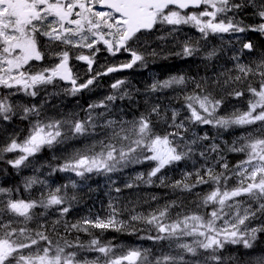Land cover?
Masks as SVG:
<instances>
[{"label":"snow or ice","instance_id":"snow-or-ice-1","mask_svg":"<svg viewBox=\"0 0 264 264\" xmlns=\"http://www.w3.org/2000/svg\"><path fill=\"white\" fill-rule=\"evenodd\" d=\"M97 5L105 10H96ZM249 5L255 10L258 23L236 19V14ZM166 26L169 35L181 26H191L202 39L217 34H264V0H0V90H6L0 91V124L11 122L19 109L20 120H27L30 125L23 140L15 134L8 137L0 146V158L4 153H18L7 163L20 169L29 167L30 158L45 148L52 149L69 139L97 137L67 157L58 171L85 179L87 174L108 175L133 164L148 163V171L137 173L124 188L156 185L177 194L176 199L147 215L131 214L128 223L119 219L127 209L116 207L112 200L105 216L85 217L76 223L63 220L65 232L75 230L91 237L84 243L78 235L73 240L59 236L57 229L61 218L70 211V202L75 200L65 191L68 185L48 188L38 199L14 198L12 190L0 188V197H7L0 199V264H101V257L103 264H224L221 250L227 244L251 248L257 233L264 232V53L242 63L244 50L255 51L250 40L241 41L240 53L232 57V69L215 79L193 81L194 90L184 95L183 107L188 114L183 118L179 109H171L170 115L167 111L162 114L158 104L132 120L106 118L111 109L109 102L117 99L115 94L90 104L88 115L82 120L42 118L44 105L39 101L25 105L10 101L18 93L35 99L47 86L59 87L57 81L69 85L63 91L72 96L91 90L101 76L131 69L138 62L145 63L147 57L159 55L155 49L149 50V41L154 32ZM73 49L81 51L73 53ZM102 50L111 56L128 53L130 60L109 65L104 71L94 69L96 54ZM197 51L191 41H185L182 51L175 54L191 57ZM215 55L213 50L206 59ZM73 58L87 65L86 79L74 71L70 64ZM48 60L54 62L47 63ZM186 79L179 75L154 82L151 91L185 86ZM124 84V80L117 79L111 88L119 90ZM216 89L227 92L218 96ZM246 94V110L218 115L226 96L240 99ZM125 96L127 92L120 98ZM98 108L105 111L94 115ZM101 118H105L103 122H99ZM191 124L224 130L239 127L245 131L231 144L225 141L221 148L214 138L210 144L203 143L209 141L208 134L187 138V125ZM248 126L256 127L248 130ZM227 153L242 154L243 158L230 165ZM197 156L199 166L195 167ZM189 160L193 170L168 182L165 170ZM69 183L73 189L77 187L76 181ZM36 184L47 188L45 181L33 176L26 179L24 190L30 191ZM198 188L201 191H195ZM112 190L117 194L123 191L119 186ZM185 201L193 207L189 208ZM174 208L181 209L175 216ZM37 209L59 212L60 218L50 226L51 233L45 223L36 229L28 227L36 218ZM254 220H260L257 227H251ZM132 222H141L156 233L141 239L168 241L170 248L175 246V254L162 253L150 259L151 249L132 248L117 255L111 241L102 242L93 231L102 235L131 227L135 232ZM53 234L59 239H54ZM186 237L192 238L191 243L185 242ZM80 251L100 256L89 261L80 258Z\"/></svg>","mask_w":264,"mask_h":264},{"label":"rangeland","instance_id":"rangeland-1","mask_svg":"<svg viewBox=\"0 0 264 264\" xmlns=\"http://www.w3.org/2000/svg\"><path fill=\"white\" fill-rule=\"evenodd\" d=\"M258 1L260 0H256V2ZM96 10H103V9L99 5H97ZM185 27L188 29V31H191V34H190L191 36H193L195 33L200 34L195 28L191 26H181L180 30L172 33L171 36L178 38V34L179 35L183 34L182 30H185L186 29ZM165 35H168L167 26L162 31L156 32L151 35L150 41L154 42L153 49H155L159 53V55H157L154 58H164V57L173 56L172 52L174 51L175 46L172 45V42H170L169 37ZM158 36H164L165 39L160 40L157 38ZM210 36H213V37L222 36L221 40L223 42L225 41L232 42L236 45L237 43H240L242 40L241 38L235 37L232 34H217V35H210ZM193 43H196V42L193 41ZM99 47L102 48V46H99ZM196 48L199 49L200 47L198 46ZM72 51L73 53H76L81 50L73 49ZM84 51L87 52V50H84ZM100 52H103V50ZM254 52L257 54V56L254 55V59H256L258 55L262 54V50L259 46H255ZM195 54H198V52ZM96 55H98V53ZM147 58H153V57L149 56ZM71 60L74 61L75 59L73 58ZM51 61L52 60H48V63H50ZM103 61H104L103 58L102 60L100 58L97 59L98 64L96 66V69L100 71L105 70V69L100 68L101 65H103L102 63ZM73 66H74V71L79 72L82 78L84 79L87 78V75H86L87 68L86 67H83L82 69L78 70V67H75V65ZM153 73H157V71L153 70ZM120 78H121L120 76H113L109 82L114 83L117 79H120ZM186 78L191 79L192 77H186ZM208 78L215 79L214 77H208ZM103 83L105 82L99 79L97 86L93 87L91 90H84L83 92L77 94L76 96H72L70 94H66L63 91V89L69 87V85L63 82L57 81V84L59 85V87L49 85L46 87V89L42 90L40 96L36 97L35 99L23 95V93H18L15 96H11L10 101L16 105L31 104V103H36L37 101H39L40 103L44 105L42 109V118L50 117L53 119H61V120L62 119H81L82 120L87 117L88 115L87 110L90 104L104 101L106 96L112 95V94H115L117 98L119 97L117 90H114V89L109 90L107 89V86H106L108 84L107 83L103 84ZM217 90L219 89H216V91ZM0 91H6V90H0ZM215 94L225 95V92H221V93L216 92ZM248 98H249L248 96L242 97L237 102L226 101V103H224L221 111L218 114L219 115L230 114L231 112L236 111L237 109H239L240 111L246 110ZM226 99H231V98H226ZM109 103L111 104V109L110 111L107 112L106 118L117 119V120L120 118H123L122 112L116 108L117 107L116 101L109 102ZM104 111H105L104 109H100V108L95 109L94 115L95 113H100ZM17 112L18 114L15 117H13V120L11 122H4L0 124V146H3V143L8 139V137L14 134L20 140H23V138L27 135L29 127H30L29 122L27 120H24V123H26L28 127L27 130L24 131L22 129L23 123L21 126L18 125V122L21 121L19 118V109L17 110ZM103 119L105 118H101L99 122H103ZM123 119L127 120L125 117ZM255 127L256 126H248V130H251L252 128H255ZM202 129H205V127L202 126ZM234 129L240 130L242 128L234 127ZM65 130L67 131V126H65ZM199 130H200L199 128L192 126L188 133H191L192 135L198 134L199 136L204 135ZM244 131L245 129L239 132L243 134ZM23 134L24 136H22ZM95 139H97V137L84 138L83 140H81V138L80 139H69L63 144L54 146L52 149L45 148V149H48L49 155L51 158L49 159L45 158L44 157L45 155L43 154V151H42L41 153L37 154V156L30 158L32 163L29 167H21V168L24 172L30 171L33 174H36L38 172L43 174L42 170L44 169V167L49 168L45 166L44 164L51 165V160L52 162H59V161L65 162L66 158L69 157L73 152H75L78 149H83L86 145L93 143ZM97 149H99V146H97ZM16 155H18V153H4L2 155V158H0V163L7 165L6 167L2 168L3 170L14 169L7 163V160L10 158H14ZM242 158L243 156L240 159ZM195 159H197L198 161L195 167H198L199 157L197 156ZM180 163L182 164L183 169H184V165L186 163H184L183 161ZM188 164L192 171L194 168L192 161L189 160ZM53 168H57V166L56 167H52V165L50 166L49 168L50 177L54 176L51 173ZM172 169L173 167L171 169H166L165 171L168 174ZM139 172H144V171L136 170L134 174L122 173L120 176H118V180L120 181L115 186L107 182L110 179L109 176L107 175L100 176L101 182L105 180V184L108 186L109 189L110 188L114 189V187L119 186L123 189V191H126L125 194H123L122 192L120 194H117L114 190H112L109 194L112 195L116 193V195L119 196L118 200L115 199L117 196L114 198V200L117 202L118 205L122 206L124 209L126 208L127 210H129V214H128L129 220H130L131 214H141L142 213L144 215H147L149 212L154 211L157 207H162L165 203H168L169 201L173 200V198L169 196L168 192L167 194L165 193L166 191H164L165 189L163 186H156V185L148 186V185L140 184V186L137 188L125 189L124 184L126 182H130L135 177V175ZM93 176L94 175L92 174H87L86 177L87 179H89V178H92ZM76 179L74 181H76L77 187L73 189L71 185L69 184V189L71 188L72 196L74 195L77 198L81 195L82 188L89 184L87 183L88 180L84 182H79V179L81 178L76 177ZM46 185L49 186L50 182L47 183ZM9 186L11 187V179L6 178L5 176L0 177V188L7 189V187ZM202 187L204 191L208 190L207 186H202ZM195 191H201V189L198 188ZM153 196L156 197L155 200L152 199ZM6 198L7 197H0V199H6ZM185 203L188 204L189 208L193 207L190 201H185ZM180 210L181 209L179 208H174L172 210V215L175 216L176 212ZM35 211L38 213V215L28 225V227L32 229H36L38 225L41 223H48L49 226H51L52 222L58 219V216H56L57 213H52V211H55L53 209H49L47 211H45L44 209H37ZM40 213H44V215H40ZM132 224H134L135 227H137L138 229L137 237L125 238L122 241L119 240V243L114 245L117 255H119L122 252H126L127 250L132 249V248H140L141 250L151 249L152 256H150V259L152 257L160 256L162 253L175 254V251H176L175 246L173 245V247L170 248L168 241H161V242L154 243L152 240L141 239V237H147L149 235L156 234L154 230L152 231L148 230L149 226L141 222H132ZM259 224H260V220H254L251 224V227H257ZM49 233L51 232L49 231ZM140 233H144V234L140 235ZM107 237H109L111 241H116L117 239H119L117 235L115 236L108 235ZM54 239H56V237H54ZM184 239H185V242L191 243L192 238L186 237ZM221 254L224 258V264H261V262L264 261V232L257 233V239L253 242V246L251 248H244L242 244H237V245L227 244L225 248L221 250ZM80 255L86 257V259H88L89 261L95 260L97 257L100 256L99 253H95V252H89V253L80 252ZM187 258L192 259L190 256Z\"/></svg>","mask_w":264,"mask_h":264},{"label":"trees","instance_id":"trees-1","mask_svg":"<svg viewBox=\"0 0 264 264\" xmlns=\"http://www.w3.org/2000/svg\"><path fill=\"white\" fill-rule=\"evenodd\" d=\"M169 37L170 42H172V45L175 46L173 53V56L163 58L156 61L157 65V72L156 77L151 74L150 69H140L138 74L132 75L127 82L119 89L118 91V98L116 99V105L117 109H119L122 112L123 118L125 117L127 120H132L136 117H138L141 113H144L147 110H150L151 106L153 104L160 105L161 113L164 114L166 111L168 115L171 113V109H179L181 116L180 118H183L184 112L187 110L183 107L184 105V95L190 94L194 88L195 85L193 81H201L202 78H208V77H218L219 74L227 69H232L233 61L232 57H230L231 49L228 45H222L220 44L215 37H209L207 39H202L200 35L194 40L193 43L192 37L189 39H186L185 37H178L175 40V37H172L171 35H165ZM185 41H191L194 47H200L198 49V54H194L191 57H181L177 56L175 53L181 52L182 47ZM197 44V45H196ZM263 48V47H262ZM215 50L216 55L212 59H206L207 54L211 51ZM264 50V48H263ZM196 52V53H197ZM177 58V59H176ZM176 59V60H175ZM169 60V61H168ZM167 62V64H166ZM169 62V63H168ZM152 64V63H151ZM150 64V66H151ZM206 64V65H205ZM205 65V66H204ZM215 72V73H214ZM183 75L185 77H192L191 79H186V85L185 86H174L173 88L168 89H158L157 91L153 92L151 91V85L154 82H163L164 80L169 79L172 76H179ZM221 81H223L224 77L220 76ZM111 90V89H110ZM127 92L128 96H125L123 99L120 97L123 95V93ZM216 92H220L217 90ZM227 92V89L224 91ZM221 93V92H220ZM239 101V99H235V102ZM84 103V102H83ZM155 119V118H154ZM23 123L22 129L24 131L27 130V125L24 123V121H19L18 125L21 126ZM187 123V122H186ZM189 129L191 127L199 128L197 125L191 124L187 125ZM159 127H163V125H160ZM211 130L210 132H205L204 134H208L210 137L209 143H212V139H215V143L221 145L224 147V142L227 141L229 144L233 140H236L234 136H238L239 132L231 134V133H225L222 131V129H216L212 128V126H208ZM186 137L190 138L193 135L191 133H186ZM198 135V134H197ZM24 136V134L22 135ZM238 138V137H237ZM84 138H81L83 140ZM99 151L100 149H96ZM43 154L45 155V158H51L49 155L48 149L43 150ZM240 154H232L227 153V157L229 160L230 165H233L239 158ZM63 161L59 162H52L51 165L53 170L51 173L54 175L52 177L49 176V168L51 165L44 167L43 174L42 173H36L33 174L30 171H23L20 170H4L3 174H6L9 179H11V187H7V189H11L12 191H18L19 196L16 195V198H35L38 199L41 192H46L48 188L55 189V187L61 186V185H68V188L65 190L67 192V195L69 197L72 196L71 188L69 189V182L70 180H75L76 176L73 173H66V172H60L58 171L59 167L63 165ZM1 168L6 167V165L1 164ZM150 165L148 163L145 164H133L129 167L123 169L120 172L111 173L107 176L110 177V179L107 181L112 185H116L119 183L120 180H118V176H120L122 173L125 174H134L136 170L144 171L145 173L148 171ZM187 171H191L190 168H187ZM184 171L181 170V163L176 165L168 174L167 176L170 178L168 182L177 180L181 178V175ZM94 175L92 178L87 179H79V182H84L86 180L89 185L85 186L81 190V195L79 197H75V200H72L70 202V211L69 213L61 218V224L57 225V229L59 231V236H66L68 239L73 240L74 237L77 235L80 237L81 241L84 240V243H86L87 240L91 239V237L84 233L80 232L77 233L75 230H72L70 233L65 232L63 227V220H67L69 223H76L80 221L82 218L85 217H95L97 215L99 216H105L108 209L109 201L112 200L116 204V207L120 209H124L122 206L118 205L117 202L114 200V198L117 196L116 193L110 195L109 193L112 191L113 188H108V186L105 184V180L101 182V175H97L95 173H92ZM37 177L39 180L45 181L46 184L50 182V185H47V188L43 185L36 184L33 186V188L30 191L24 190V184L27 178L30 177ZM77 180V179H76ZM107 180V179H106ZM115 181V184L112 182ZM164 191L167 194L169 193V196L173 199L177 198V194H174L170 188H165ZM126 191H122L123 194H125ZM207 209L206 211H208ZM52 213H57L56 216L60 218L59 212L52 211ZM129 210L123 211V213L120 215L119 219L124 220L126 223L129 222L128 218ZM38 215V213H37ZM49 225L48 223H45ZM135 232H133L132 228L129 227L127 231H121V232H115V231H106L102 235L99 234L98 230H93L97 233L99 238L105 239L108 238V235L112 236H119V237H136L135 234L137 232V227H135ZM49 231L52 232L51 227L49 226ZM144 233H140V235H143ZM57 239H59V236H55Z\"/></svg>","mask_w":264,"mask_h":264},{"label":"flooded vegetation","instance_id":"flooded-vegetation-1","mask_svg":"<svg viewBox=\"0 0 264 264\" xmlns=\"http://www.w3.org/2000/svg\"><path fill=\"white\" fill-rule=\"evenodd\" d=\"M240 19H246V17L241 15V16L238 17V20H240ZM98 55H103V56L107 55L105 57V61L102 62L103 65H101V67H100L102 69H106V67L109 66V65L120 64L122 62L130 60L129 54L125 53V52H120L116 56H111L107 51H103V52L98 53ZM95 59H97V56L95 57ZM53 62H54V60H52L50 63H53ZM47 63H48V61H47ZM70 64L72 66L75 65V67H78V70H80V69H82L83 67L86 66V64H84L83 62L78 61V60H75V61L71 60ZM97 64L98 63L96 62L93 65L94 69H96ZM99 79L104 81V82L108 81V77L107 76H101ZM103 84H105V83H103Z\"/></svg>","mask_w":264,"mask_h":264},{"label":"bare ground","instance_id":"bare-ground-1","mask_svg":"<svg viewBox=\"0 0 264 264\" xmlns=\"http://www.w3.org/2000/svg\"><path fill=\"white\" fill-rule=\"evenodd\" d=\"M196 45H197V44H196ZM176 59H177V58H176ZM176 59H175V60H176ZM168 61H169V60H168ZM168 63H169V62H168ZM166 64H167V62H166ZM214 73H215V72H214Z\"/></svg>","mask_w":264,"mask_h":264}]
</instances>
